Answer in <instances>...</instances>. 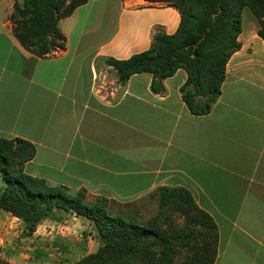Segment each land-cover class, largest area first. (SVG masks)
<instances>
[{"label":"crops","instance_id":"obj_1","mask_svg":"<svg viewBox=\"0 0 264 264\" xmlns=\"http://www.w3.org/2000/svg\"><path fill=\"white\" fill-rule=\"evenodd\" d=\"M21 2L0 0V137L33 146L23 172L70 193L85 190L90 200L150 206L153 214L155 190L183 188L216 225L214 264H264V42L256 20L244 13L220 95L196 116L181 97L184 70L154 93L151 74L120 84L106 64L147 50L156 32L174 33L173 7L90 0L58 22L63 47L37 57L12 34L9 16ZM64 224L96 233L88 220L55 209L37 230ZM16 226L27 234L0 210V256L11 264L1 244Z\"/></svg>","mask_w":264,"mask_h":264},{"label":"trees","instance_id":"obj_2","mask_svg":"<svg viewBox=\"0 0 264 264\" xmlns=\"http://www.w3.org/2000/svg\"><path fill=\"white\" fill-rule=\"evenodd\" d=\"M88 1L14 3L9 16L12 34L25 51L37 57L49 55L63 47L58 22ZM144 1L176 9L177 29L172 34L156 32L147 50L126 60L109 58L106 64L116 71L120 84L135 74H151L154 93L163 90V80L182 69L187 74L180 88L183 102L191 114H207L220 95L226 63L239 49L245 12L256 20L257 35L264 42V0ZM33 155L29 143L0 137V210L20 220L27 234L35 232L50 210L71 212L88 220L102 241L94 252L57 264H214L216 225L185 189L155 190L157 211L144 218L138 205L90 200L85 190L70 193L26 175L22 166ZM0 264L11 263L0 256Z\"/></svg>","mask_w":264,"mask_h":264},{"label":"rangeland","instance_id":"obj_3","mask_svg":"<svg viewBox=\"0 0 264 264\" xmlns=\"http://www.w3.org/2000/svg\"><path fill=\"white\" fill-rule=\"evenodd\" d=\"M246 17L247 15L244 19ZM153 211L150 206L140 209L144 218L151 217ZM50 227L38 230L36 228L34 235H28L23 234L16 226L7 236V241L2 239L3 254L12 255L14 264H57L73 262L83 255L94 252L100 245L96 233L92 232L90 235L84 226H79L80 231L74 233L64 228L68 227L66 224Z\"/></svg>","mask_w":264,"mask_h":264}]
</instances>
